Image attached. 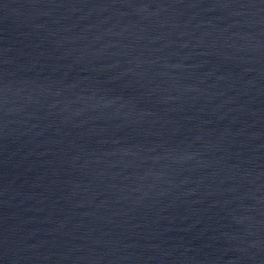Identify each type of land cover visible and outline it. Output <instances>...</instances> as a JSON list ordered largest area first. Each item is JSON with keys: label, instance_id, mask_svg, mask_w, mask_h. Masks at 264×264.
<instances>
[{"label": "water", "instance_id": "obj_1", "mask_svg": "<svg viewBox=\"0 0 264 264\" xmlns=\"http://www.w3.org/2000/svg\"><path fill=\"white\" fill-rule=\"evenodd\" d=\"M0 264H264V0H0Z\"/></svg>", "mask_w": 264, "mask_h": 264}]
</instances>
